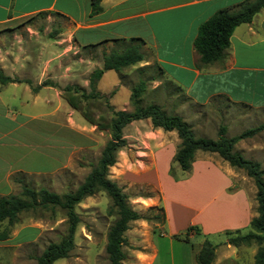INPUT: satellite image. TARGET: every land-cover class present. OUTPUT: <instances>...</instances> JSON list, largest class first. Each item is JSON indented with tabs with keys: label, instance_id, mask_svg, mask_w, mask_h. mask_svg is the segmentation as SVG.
Masks as SVG:
<instances>
[{
	"label": "crops",
	"instance_id": "crops-1",
	"mask_svg": "<svg viewBox=\"0 0 264 264\" xmlns=\"http://www.w3.org/2000/svg\"><path fill=\"white\" fill-rule=\"evenodd\" d=\"M243 1L101 0V11L90 15V0H0V31L41 12H52L60 21L58 38L42 44L37 71L18 70L19 56L4 46L0 49V72L18 79L0 83V189H6L0 195L12 193L15 182L11 177L18 172L29 176L45 173L33 169V141L38 143L41 160L43 156L46 161L55 159L63 151L59 167L65 166L67 157L65 145L60 143L65 140L52 139L60 127L70 126L74 134L75 145L68 153L89 144L80 131L76 134L80 130L76 127L96 130V124L68 104L64 87L77 85L89 92V75L103 62V55H95L108 52L112 39L140 38L142 51L150 52L166 79L192 103L206 107L221 98L229 105L264 116V8L250 22L234 28L220 60L202 63L193 46L203 22L219 10L237 8ZM7 62L12 63L7 66ZM72 92L71 97H79ZM127 106L128 102L123 103L118 110H127ZM92 114L94 118L103 116ZM48 126L54 131L48 132ZM224 127L226 135L228 128ZM122 134L131 156L153 154L149 161L155 175L152 181L162 197V201H149V206L161 204L163 220L157 231H145L140 237L136 264H198L195 255L205 238L195 241L196 236L250 227V220L257 215L256 187L242 169L216 153L198 150L190 171L179 169L175 178L168 174L180 141L175 130L153 127L150 119L144 118L126 124ZM50 141L56 144L50 145ZM8 146L16 147L15 152L9 155ZM259 164L264 167V163ZM195 193L201 199L192 201ZM189 225L199 227L200 233H191L188 241L173 238ZM213 243L217 246L211 264H253L256 250L250 245L235 247L225 240L221 245Z\"/></svg>",
	"mask_w": 264,
	"mask_h": 264
},
{
	"label": "rangeland",
	"instance_id": "rangeland-1",
	"mask_svg": "<svg viewBox=\"0 0 264 264\" xmlns=\"http://www.w3.org/2000/svg\"><path fill=\"white\" fill-rule=\"evenodd\" d=\"M59 25L60 21L52 12H41L21 18L11 27L0 31V49L4 46L7 51L11 49L12 55L19 56L18 70L37 71L40 69L39 57L42 44L58 38ZM117 46L113 43L107 48L110 51ZM104 53L107 52L103 51L101 55L98 53L95 56L102 57ZM144 53L147 61L142 60L129 65L119 72L107 71L98 83V88L103 93L98 90L96 83L99 97L89 98L82 105L89 108L94 115L102 114L106 120H109L112 117V111L118 110L123 103L128 102L127 110L133 108L130 95L132 89L139 81H142L143 88L138 104L143 106L153 103L159 105L167 113L179 115L190 125L195 137L216 138L221 125L227 126L226 136H231L257 122L264 121L263 115L255 114L243 107L229 105L225 99L220 98L206 107L192 103L164 75L159 74L150 52L144 50ZM10 63L12 62H7L6 65ZM69 127H60L57 135L52 137V139H58L59 142L65 140V142H60L64 143V153L65 155L67 153L65 166L59 167L63 151H60L61 154L55 159L49 158V161H46L43 156L41 160L38 154L40 148L36 146L38 143L33 141V169L42 170L45 173L22 175V179L11 188L12 193H17L21 185L27 184L33 189L45 187L62 194L73 191L83 181L95 165L101 149L110 137V132L108 129L92 130L87 126L86 128L76 127L80 129L76 130V134L80 131L81 136L86 137L90 142L86 147L68 153L75 145L74 134ZM140 127L144 128V125ZM47 130L50 133L54 131L50 126ZM51 142L56 144L50 141V145ZM258 144L263 146L258 147ZM8 147L9 155L15 152L16 147ZM128 148L126 141V144L117 150L116 161L108 168L107 177L122 188L128 205L148 218V220L140 218L131 221L124 233L126 243L122 248L125 258L121 264H136V252L141 248L138 241L145 231L148 233L159 229L163 220V208L160 203L149 206V201H162L160 191L152 181L155 175L149 161L153 154H149L152 155L150 157L131 156L127 151ZM234 150L242 152L245 158L264 163V131L255 137L237 142ZM178 171V165L174 162L168 174L176 178ZM0 192H6V189H0ZM193 196H191L192 201H196L197 198L201 199L200 194L195 193ZM172 198H175L173 194ZM111 206L110 198L103 191L87 196L76 204L74 209L80 221L74 233V247L66 257L52 264H108L105 252L106 236L116 217L115 213L110 212ZM67 225L65 212L58 207L21 213L18 221L10 229L9 238L0 240V264H36L37 257L47 244L58 242L66 234ZM4 226L5 223L0 224V231ZM249 230L250 227H244L238 232L246 233ZM225 231L214 236H196L194 240L208 238L211 242H218L221 245V242L227 238ZM250 246L257 249L256 243Z\"/></svg>",
	"mask_w": 264,
	"mask_h": 264
},
{
	"label": "trees",
	"instance_id": "trees-1",
	"mask_svg": "<svg viewBox=\"0 0 264 264\" xmlns=\"http://www.w3.org/2000/svg\"><path fill=\"white\" fill-rule=\"evenodd\" d=\"M101 0H90V15L98 14ZM264 8V0H244L235 9H222L214 13L203 22L194 39L193 46L199 54L202 63H211L220 60L230 43V36L236 26L248 23L253 16ZM118 46L104 53L102 67L94 69L89 75V92H85L77 85H68L64 91L68 96L66 101L77 110L91 124H96L99 130L108 129L110 137L101 149L95 165L86 174L83 181L71 192L58 194L45 187L33 189L27 184L21 185L17 193L0 195V224L5 223L0 231V240L9 238L11 227L18 221L23 212L38 209H54L56 207L64 210L67 219L66 234L58 242H49L37 257L36 264H52L54 261L66 257L74 247V233L80 219L74 207L85 197L98 191H103L111 200L110 212L115 213V219L110 225L105 244V252L108 264H121L125 258L123 245L126 243L125 231L129 228L131 221L147 217L142 216L132 209L127 201L122 188L107 177L108 168L116 161V152L126 144L123 138V127L133 120L149 118L153 127L162 128L165 131L175 130L179 143L173 157V161L181 171L188 172L191 169L196 151L213 152L218 154L231 166L242 169L246 175L251 177L256 187L257 215L250 220V230L246 233L238 230H226L225 242L231 246L257 244L253 264H264V167L256 162L244 158L234 150L237 141L250 137L264 129V123L246 129L233 136L225 135V127L221 126L216 138L195 137L190 125L177 114H170L159 105L148 103L139 105V96L143 88V82L132 89L130 100L134 105L131 110H113L112 117L106 120L99 115L94 118L89 108L81 102L89 98L99 97L96 91V83L107 70L121 71L123 68L144 60L145 53L142 51V40L140 38H116L112 39ZM159 74L164 75L163 69L155 63ZM18 81L17 78L4 76L0 72V83ZM79 94V97H71V92ZM72 92V93H73ZM74 95V94H73ZM22 173H16L11 177L13 182H19ZM199 227L189 225L184 231L173 234L177 240L188 241L191 233L199 234ZM217 244L205 238L195 255L198 264H211L215 260V249Z\"/></svg>",
	"mask_w": 264,
	"mask_h": 264
}]
</instances>
